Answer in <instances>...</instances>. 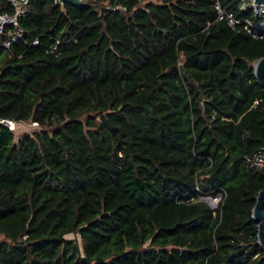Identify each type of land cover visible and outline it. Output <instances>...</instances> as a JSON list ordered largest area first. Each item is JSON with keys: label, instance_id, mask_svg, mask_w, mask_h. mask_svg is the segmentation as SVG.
Instances as JSON below:
<instances>
[{"label": "trees", "instance_id": "16d2710c", "mask_svg": "<svg viewBox=\"0 0 264 264\" xmlns=\"http://www.w3.org/2000/svg\"><path fill=\"white\" fill-rule=\"evenodd\" d=\"M215 3L29 0L0 34V120L37 127L0 124V264H264V37Z\"/></svg>", "mask_w": 264, "mask_h": 264}, {"label": "built area", "instance_id": "2783aa9c", "mask_svg": "<svg viewBox=\"0 0 264 264\" xmlns=\"http://www.w3.org/2000/svg\"><path fill=\"white\" fill-rule=\"evenodd\" d=\"M13 8V13L10 15L0 14V34L5 33L7 27L12 29L6 32V39L2 43V47L10 49L11 45L16 43L22 36L23 30L19 26L18 21L21 19L26 11L29 0H7ZM233 1V0H226ZM239 11L250 12L253 20L248 18L242 19L236 17L232 12L227 11L221 4L220 0H216L215 11H216V22H225L231 29L242 27L246 33H248L253 39H262L264 37V4L254 3V0H235ZM55 2L59 3L58 0ZM109 10H121L125 11L124 8L115 7L111 8L105 6ZM33 44H37L34 41ZM0 124L7 127L10 131L16 130V123L9 120H0ZM246 165L248 168H262L264 167V150L256 153L255 155L246 158ZM211 203H215V206L209 205L211 209H215L217 203L220 201V196L213 200Z\"/></svg>", "mask_w": 264, "mask_h": 264}, {"label": "water", "instance_id": "95a60500", "mask_svg": "<svg viewBox=\"0 0 264 264\" xmlns=\"http://www.w3.org/2000/svg\"><path fill=\"white\" fill-rule=\"evenodd\" d=\"M59 3L87 5L89 0H58ZM254 3L264 4V0H254ZM1 24V23H0ZM256 81L264 88V58L253 63ZM252 220L257 223V244L264 251V190L260 191L252 209Z\"/></svg>", "mask_w": 264, "mask_h": 264}, {"label": "rangeland", "instance_id": "374dc122", "mask_svg": "<svg viewBox=\"0 0 264 264\" xmlns=\"http://www.w3.org/2000/svg\"><path fill=\"white\" fill-rule=\"evenodd\" d=\"M16 130L14 131V134L16 136V138H18L20 135L24 134V133H30L32 132L34 129H36V125L33 123H19L16 124ZM204 202L208 203L209 205H211V201L206 199L203 200ZM77 240L79 239L78 237H75ZM68 239H74L73 236H69Z\"/></svg>", "mask_w": 264, "mask_h": 264}, {"label": "bare ground", "instance_id": "6f19581e", "mask_svg": "<svg viewBox=\"0 0 264 264\" xmlns=\"http://www.w3.org/2000/svg\"><path fill=\"white\" fill-rule=\"evenodd\" d=\"M212 206H215V203H211Z\"/></svg>", "mask_w": 264, "mask_h": 264}]
</instances>
